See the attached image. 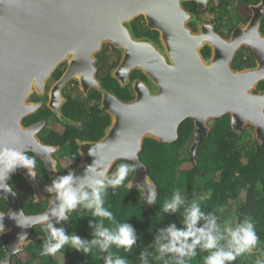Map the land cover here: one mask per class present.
<instances>
[{"label": "water", "instance_id": "95a60500", "mask_svg": "<svg viewBox=\"0 0 264 264\" xmlns=\"http://www.w3.org/2000/svg\"><path fill=\"white\" fill-rule=\"evenodd\" d=\"M214 1L217 5L220 0ZM186 2L197 3L201 12L209 0H0V147L30 151L37 157L46 152L37 137L44 122L25 127L23 121L41 107L31 97L44 96L47 82L63 64L67 70L51 89L49 108L61 116V93L77 79L86 95L90 89L102 93V111L111 116L99 141L80 146L81 159L71 171L74 188L86 177L107 183L119 162H129L136 171L126 188L139 191L145 207H155L159 190L140 158L144 144L147 140L175 143L188 120L194 123L190 152L195 161L209 136V123L224 116H229L234 133L253 128L263 144L264 89L259 85L264 82V36L260 32L264 2L255 8L254 18L239 25L229 38L217 33L213 24L198 21L185 9ZM140 17L151 31L159 33L161 47L135 39L131 24ZM190 23H196L197 30ZM107 44L125 57L115 77L136 67L152 85H136L133 101H121L97 79V55ZM243 47L253 50L258 68H232ZM205 48L210 49L208 59L202 53ZM90 166L103 175L88 172ZM14 174L24 175L41 196L28 169L18 167L9 179ZM9 179L4 183L9 184ZM150 189L156 192L151 205L147 203ZM0 198L10 205L8 212H0V243L6 254L0 264H12L14 257L26 251L35 241L32 233L37 227L71 223L69 214L59 222L52 215L60 204L55 192L45 198L50 203L47 210L35 215L24 211L13 190H0Z\"/></svg>", "mask_w": 264, "mask_h": 264}, {"label": "trees", "instance_id": "16d2710c", "mask_svg": "<svg viewBox=\"0 0 264 264\" xmlns=\"http://www.w3.org/2000/svg\"><path fill=\"white\" fill-rule=\"evenodd\" d=\"M203 55L208 58L210 49L206 48ZM239 64L245 65L242 57ZM227 117L216 120V126L211 129L196 161L189 150L194 134L192 120L181 127L179 139L173 144H160L153 140L145 142L140 158L159 190L155 207H145L141 204L139 191L126 188L133 175L130 173L123 186L115 189L107 187L102 193V207L112 213L113 220L93 215L94 208L84 209L78 206L77 211L70 212L69 226L51 223L55 229L63 228L65 235H75L88 242L95 238L96 229L101 223L104 228L112 231L118 225L130 224L136 234V243L130 252L116 245H111L107 251L101 250L99 245H93L92 251L86 254L67 244L55 255L42 256L44 243L50 239L45 226L44 229L37 227L34 230L35 241L14 264H106L109 256L113 260L117 257L125 259L127 264H142L140 256L145 251L149 253L146 257L147 264H165V261L175 264L179 257L172 253L166 254L164 260L155 259L158 247L156 240L162 238V233L166 236V230L173 224L178 230H186L183 213L193 200L197 201L205 216L215 214L221 228L225 222L236 227L245 219L251 218L258 243L250 252L241 254L231 264H264V143L260 144L252 129L248 128L243 133L232 132ZM107 119L104 127L109 124V117ZM103 132L101 130L97 139L104 136ZM121 164L133 165L119 162L111 178ZM177 191L184 203L176 212L166 213L163 210L164 204L171 201ZM3 203L6 201L0 198V204ZM36 206L39 205H34L32 199L27 200L25 212L28 215L45 212V205L38 209ZM207 222L202 219L197 227H203ZM163 242L167 243V240L164 239ZM220 243L226 250L227 241ZM196 252L197 256L192 260L186 259V264H205V257L210 252L201 251L199 247ZM5 255L0 243V261Z\"/></svg>", "mask_w": 264, "mask_h": 264}, {"label": "flooded vegetation", "instance_id": "af4514ba", "mask_svg": "<svg viewBox=\"0 0 264 264\" xmlns=\"http://www.w3.org/2000/svg\"><path fill=\"white\" fill-rule=\"evenodd\" d=\"M263 2L264 0H220L216 5L214 0H209L205 10L201 12L198 11L199 7L195 2H186L184 6L186 10L196 16L198 21L213 24L217 33L229 38L231 32L239 25H246L254 18L255 8L260 7ZM131 26L136 40L152 42L156 46L161 47L159 33L151 31L147 27L144 18L136 19ZM189 26L193 30H197L196 23H190ZM260 32L264 36V14L261 18ZM205 49H203L202 53ZM240 56L245 65L239 64ZM124 58V53L120 50L110 44L105 45L97 55L96 76L104 90L115 95L121 101L130 102L136 98V85L141 83L149 87H152V85L143 71L136 67L130 69L125 75L122 74L119 78L115 77V71L122 64ZM232 68L235 70L258 68V62L253 50L246 47L241 48L235 57ZM66 70V64L59 66L47 82L44 96L38 97L34 95L31 97L30 101L36 104L40 103L41 107L32 116L25 118L23 121L25 127H32L44 122V126L37 137L46 147V152L39 154L38 157L33 152H25L26 155L36 160L34 181L37 183L41 196L36 195L33 186L24 175L14 174L9 179V185L12 186V190L17 194L23 209L27 200L30 201L32 199L34 205H39L36 206L37 209L45 205L46 211L50 203L45 198L53 193L48 192V188L52 187L56 179L69 174L75 168L81 159L80 146L82 143L99 141L103 137L97 139L101 130L104 131L103 134L105 135L106 129L111 124V116L102 111V93L95 89H90L87 93L88 95H86L81 90L77 79L71 80L61 93L62 100L59 106L61 116L58 117L49 108L51 89L63 77ZM263 85L264 82H261L259 89H264ZM77 113L78 116H75ZM108 117L110 119L109 124L104 127ZM74 118L80 121H76ZM216 120L209 123L211 129L216 126ZM77 156L78 161H76ZM40 197L41 199H38ZM9 210L10 205L7 201L5 204H0V212L6 213ZM18 257L13 259L12 264L15 263Z\"/></svg>", "mask_w": 264, "mask_h": 264}, {"label": "clouds", "instance_id": "9594fccd", "mask_svg": "<svg viewBox=\"0 0 264 264\" xmlns=\"http://www.w3.org/2000/svg\"><path fill=\"white\" fill-rule=\"evenodd\" d=\"M249 129H252L254 133L253 128ZM18 167L28 169V175L35 177L36 160L34 158L13 148L0 147V190L8 193L12 192V186L4 183V181L8 180L9 173L14 172ZM87 171L93 172L96 175H103V173H97L96 169L92 166H90ZM135 171V165L121 164L117 168L114 176L111 179H107L106 184L99 179H90L86 177L82 180L79 188L73 187L76 182L74 173L69 172L68 175L59 177L53 182L52 187L48 188V192L57 193V198L60 201L59 206L53 210L52 215L57 218L58 222L63 221L67 219L68 213L74 211L77 206H82L84 209L94 208L95 212L93 215L95 216L113 220L114 217L112 213L102 207V193L105 192L107 187L115 189L123 186L129 174ZM85 185H87L90 191L83 190ZM129 185H131V183ZM155 200L156 192L154 189H150L147 203L151 205ZM183 203L184 201L179 191H177L174 193L171 201L164 204L163 210L166 213L176 212ZM183 215V223L186 226V230H178L176 225L173 224L166 230V236L162 233V238L156 240L158 246L155 256L156 260H164L166 254L172 253L179 257V259L175 261V264H186V259L192 260L197 256L196 249L199 247L201 251L210 252V254L205 257V264H231V262L235 261L241 254L250 252L258 243L255 226L251 218L245 219L243 223L236 227L231 226L229 222H225L221 228V225L218 223V217L215 214L205 216L195 200L185 207ZM202 219L208 222L203 227L198 228L197 224ZM46 226L50 233V239L46 240L44 243L43 251L41 252L42 256L55 255L67 244L87 254L92 251L93 245H99L100 249L103 251H107L111 245H116L118 248L123 247L126 251L130 252L132 246L136 243L135 230L127 223L118 225L115 231L104 228L101 223L96 229L95 238L90 242L84 241L75 235L67 236L63 228L55 229L51 223ZM2 227L3 225L0 224V228ZM20 238L23 239L24 235H21ZM164 239L167 240V243L163 242ZM190 239L191 243H189ZM221 241H227L226 250L221 245ZM148 255L149 253L147 251L141 254L140 260L142 264H147L146 257ZM106 264H127V262L125 259L119 257L113 260L112 256H109ZM165 264H172V262L165 261ZM257 264H259V262H257Z\"/></svg>", "mask_w": 264, "mask_h": 264}, {"label": "rangeland", "instance_id": "374dc122", "mask_svg": "<svg viewBox=\"0 0 264 264\" xmlns=\"http://www.w3.org/2000/svg\"><path fill=\"white\" fill-rule=\"evenodd\" d=\"M233 132V131H232ZM186 162V161H185ZM43 229L45 228L44 226L42 227Z\"/></svg>", "mask_w": 264, "mask_h": 264}]
</instances>
